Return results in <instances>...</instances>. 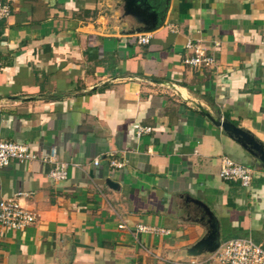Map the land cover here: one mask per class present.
Segmentation results:
<instances>
[{
	"label": "crops",
	"instance_id": "1",
	"mask_svg": "<svg viewBox=\"0 0 264 264\" xmlns=\"http://www.w3.org/2000/svg\"><path fill=\"white\" fill-rule=\"evenodd\" d=\"M6 1L0 139L70 165L59 182L50 162L0 167V200L23 193L37 217L0 226V264H221L188 252L212 231L264 247V168L250 187L224 180L222 156L252 157L199 108L264 139V0ZM189 39L217 64L186 65Z\"/></svg>",
	"mask_w": 264,
	"mask_h": 264
},
{
	"label": "built area",
	"instance_id": "2",
	"mask_svg": "<svg viewBox=\"0 0 264 264\" xmlns=\"http://www.w3.org/2000/svg\"><path fill=\"white\" fill-rule=\"evenodd\" d=\"M12 6L6 0H0V20H4L11 15ZM170 31H178L176 25L169 23ZM152 33H141L134 36L137 43L150 44ZM220 42H215L219 46ZM187 55L184 63L191 67L206 68L217 64V57L210 52L211 46L207 45L202 39H189L186 42ZM152 127L140 126L137 129L139 136L151 132ZM44 161L53 164L49 176L59 182L68 178L69 163L62 160L57 148L53 146L47 156H41L34 151L27 143L0 139V167L8 166L13 161L30 163L33 161ZM221 177L224 180L240 181L244 186L250 187L254 177V169L246 164L238 162L230 156L221 158ZM95 163H99L96 159ZM113 166H121L122 163L112 160ZM77 167V163H72ZM20 193L9 198L0 200V226L12 230L26 228L35 223L37 217L33 211L26 208L19 200ZM123 226V225H122ZM137 229L141 232L152 234H169L170 230L157 226L139 224ZM218 261L221 264H264V247L258 243L251 235L233 237L221 242L220 246L210 253L203 261L193 263H206Z\"/></svg>",
	"mask_w": 264,
	"mask_h": 264
},
{
	"label": "water",
	"instance_id": "3",
	"mask_svg": "<svg viewBox=\"0 0 264 264\" xmlns=\"http://www.w3.org/2000/svg\"><path fill=\"white\" fill-rule=\"evenodd\" d=\"M131 3H143L146 4L153 2L154 0H129ZM145 2V3H144ZM139 6H142L139 5ZM150 7V5H149ZM201 114L207 117L213 124L218 127H221L222 130L236 142H238L257 163H261L260 166L264 168V139L259 137L255 132L246 128L245 126H241L234 122L233 120L220 115L214 114L206 109L204 106L199 105ZM112 186L116 185L112 180L109 182ZM201 203V202H200ZM206 211L209 214V217L213 218V212L201 203ZM214 226V225H213ZM219 232L212 231L209 235L202 238L199 242H197L193 247H191L188 252L191 256H198L204 253H212L214 252L221 244L222 240L218 236ZM220 235V234H219Z\"/></svg>",
	"mask_w": 264,
	"mask_h": 264
},
{
	"label": "rangeland",
	"instance_id": "4",
	"mask_svg": "<svg viewBox=\"0 0 264 264\" xmlns=\"http://www.w3.org/2000/svg\"><path fill=\"white\" fill-rule=\"evenodd\" d=\"M236 122L238 123V121H236ZM238 162H241V161H238ZM241 163L249 165V166H251L254 169V171H255L254 177H253V179H254L255 178V174H256L257 170L259 169V167H260L259 163H257L253 158H251L250 163H248V162L246 163V161L241 162Z\"/></svg>",
	"mask_w": 264,
	"mask_h": 264
},
{
	"label": "flooded vegetation",
	"instance_id": "5",
	"mask_svg": "<svg viewBox=\"0 0 264 264\" xmlns=\"http://www.w3.org/2000/svg\"><path fill=\"white\" fill-rule=\"evenodd\" d=\"M261 163H259V165H260ZM261 165H263V164H261Z\"/></svg>",
	"mask_w": 264,
	"mask_h": 264
},
{
	"label": "trees",
	"instance_id": "6",
	"mask_svg": "<svg viewBox=\"0 0 264 264\" xmlns=\"http://www.w3.org/2000/svg\"><path fill=\"white\" fill-rule=\"evenodd\" d=\"M207 69V67L205 68V70Z\"/></svg>",
	"mask_w": 264,
	"mask_h": 264
}]
</instances>
